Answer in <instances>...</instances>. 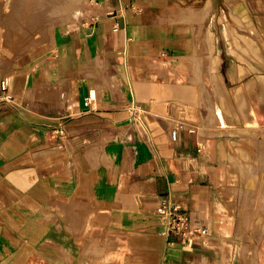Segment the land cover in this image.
<instances>
[{"label":"crops","instance_id":"1","mask_svg":"<svg viewBox=\"0 0 264 264\" xmlns=\"http://www.w3.org/2000/svg\"><path fill=\"white\" fill-rule=\"evenodd\" d=\"M253 1L42 0L31 44L0 0V264H264V69L223 19Z\"/></svg>","mask_w":264,"mask_h":264},{"label":"rangeland","instance_id":"2","mask_svg":"<svg viewBox=\"0 0 264 264\" xmlns=\"http://www.w3.org/2000/svg\"><path fill=\"white\" fill-rule=\"evenodd\" d=\"M18 1L21 2V0H18ZM47 1H48V4H50L49 5L50 8L51 7L53 8L57 0H47ZM26 2L28 3L27 6L31 7V9L27 10L26 12H23L22 18L24 19L23 21L24 23H26V25L22 27V30L26 32L25 33L26 35L25 34L23 35L29 40H31V44H33L37 36H39V34L42 33V32H39L40 30H42V27L35 26L36 23L39 22L38 16L42 15V11H39V7L42 6V0H26ZM69 4L71 5L70 2L68 3V5L66 4V6L64 4L60 12L55 11V10H48L47 17L50 18L55 15H60V17L61 16L64 17L66 15H71V13L73 12L81 13V8L83 6L81 3L78 6V10H74V11H71L69 9L70 7ZM225 13L227 14V16L225 18V15H223V19H229L231 21H236L239 24V28H237V30H239V36H242V35L249 36L245 40H248L249 42L248 43L249 48H247V50L249 51L248 55H250V53L253 52V55L251 54L250 61L254 62L255 70H263L264 69V28L262 26V19L264 15V8L262 5V0L253 1L249 7L245 6L244 10L230 11V12L225 10ZM247 19L253 20L251 27L245 24V20ZM228 23L230 25V22ZM246 46H247V41H245L242 44L241 51H243L247 55ZM238 61L239 63H246L247 59L240 58Z\"/></svg>","mask_w":264,"mask_h":264},{"label":"built area","instance_id":"3","mask_svg":"<svg viewBox=\"0 0 264 264\" xmlns=\"http://www.w3.org/2000/svg\"><path fill=\"white\" fill-rule=\"evenodd\" d=\"M0 90L1 97L11 99L12 96L9 93L8 81L6 79L1 81ZM126 109L129 111L133 122L146 126L144 121L145 109L140 104L132 102L126 106ZM59 131L63 132L64 128H59ZM176 136V131H173V137L176 138ZM156 211L163 224L164 233L168 238H174L170 242L178 241L182 244H190L199 239L205 241L209 236L208 227L194 223L189 215L181 210L180 205L170 197L162 199Z\"/></svg>","mask_w":264,"mask_h":264},{"label":"bare ground","instance_id":"4","mask_svg":"<svg viewBox=\"0 0 264 264\" xmlns=\"http://www.w3.org/2000/svg\"><path fill=\"white\" fill-rule=\"evenodd\" d=\"M21 20H23V19H21Z\"/></svg>","mask_w":264,"mask_h":264}]
</instances>
